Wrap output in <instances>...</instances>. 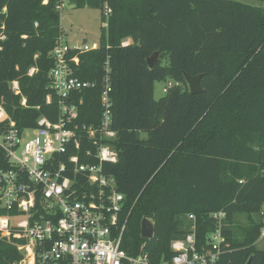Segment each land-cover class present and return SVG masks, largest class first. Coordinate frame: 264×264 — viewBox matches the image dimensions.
Wrapping results in <instances>:
<instances>
[{
	"label": "trees",
	"instance_id": "16d2710c",
	"mask_svg": "<svg viewBox=\"0 0 264 264\" xmlns=\"http://www.w3.org/2000/svg\"><path fill=\"white\" fill-rule=\"evenodd\" d=\"M75 5L100 10L108 23L99 49L79 55L76 75L95 87L78 95L83 102L76 124L99 126L109 60L118 161L104 171L125 196L124 215L130 213L122 248L132 256L148 254L153 264L169 261L172 242L189 232V215L205 242L216 228L212 215L224 212L229 246L218 264H247L251 258L264 264V250L257 248L264 230V7L236 0ZM58 6V0H0V106L21 132L36 129L41 117L59 119L49 78L50 54L66 35ZM155 52L159 60L150 67L147 59ZM186 73L203 76L204 93H190ZM169 80L174 84L157 100L155 84ZM8 125L0 123V133ZM8 169L0 151V171ZM239 216H247L249 225L240 226ZM143 219L155 226L152 239L141 236ZM24 242L0 234V264H19Z\"/></svg>",
	"mask_w": 264,
	"mask_h": 264
},
{
	"label": "built area",
	"instance_id": "2783aa9c",
	"mask_svg": "<svg viewBox=\"0 0 264 264\" xmlns=\"http://www.w3.org/2000/svg\"><path fill=\"white\" fill-rule=\"evenodd\" d=\"M67 2L75 4L76 0H58L61 12ZM105 14L107 18L111 14L108 6ZM99 47L88 42L71 46L66 35L58 39L50 54L54 67L49 72L59 98L57 122L41 117L36 129L21 132L0 106V123L9 122L0 133V151L11 166L0 171V209L7 212L0 216V234L25 240L18 247L23 255L19 264H153L148 254L132 256L122 248L130 213L124 215L125 196L118 191L115 178L104 171L105 164L118 161L113 147L118 132L113 128L109 60L102 80L99 126L76 124L83 102L78 95L95 87L94 82L76 75L79 55ZM73 51L77 53L72 55ZM35 72L33 68L29 74ZM172 85H166L164 93ZM12 86L19 94V83L14 81ZM212 217L216 228L200 242L196 218L189 215L188 234L172 242V259L160 264H218L229 246L223 234L225 213Z\"/></svg>",
	"mask_w": 264,
	"mask_h": 264
},
{
	"label": "rangeland",
	"instance_id": "374dc122",
	"mask_svg": "<svg viewBox=\"0 0 264 264\" xmlns=\"http://www.w3.org/2000/svg\"><path fill=\"white\" fill-rule=\"evenodd\" d=\"M249 5L263 6L264 3L252 0H236ZM61 26L66 32V38L71 46H80L85 39L91 46L93 43L100 44L102 36V28L104 26L101 20V11L92 8H78L73 3H66L65 8L61 12ZM129 41V40H128ZM130 42V41H129ZM169 84H174L172 80L165 82H157L155 84V98H162L165 93L164 87ZM32 132L29 131L28 134ZM264 214V210H263ZM238 223L242 227L249 225L247 216H239ZM257 248L264 250V230L262 237L257 242Z\"/></svg>",
	"mask_w": 264,
	"mask_h": 264
},
{
	"label": "water",
	"instance_id": "95a60500",
	"mask_svg": "<svg viewBox=\"0 0 264 264\" xmlns=\"http://www.w3.org/2000/svg\"><path fill=\"white\" fill-rule=\"evenodd\" d=\"M160 52H155L152 56L147 59L148 65L152 67L159 60ZM202 75L192 76L190 74H185V79L188 84L190 93L193 95H198L204 93L205 90L201 85ZM155 226L153 222L149 219H143L141 223V236L144 239H152L154 237ZM247 264H252V258Z\"/></svg>",
	"mask_w": 264,
	"mask_h": 264
},
{
	"label": "crops",
	"instance_id": "0c3cea01",
	"mask_svg": "<svg viewBox=\"0 0 264 264\" xmlns=\"http://www.w3.org/2000/svg\"><path fill=\"white\" fill-rule=\"evenodd\" d=\"M66 33V32H65ZM67 36V35H66ZM88 42V40L87 39H85L84 41H83V43H87Z\"/></svg>",
	"mask_w": 264,
	"mask_h": 264
}]
</instances>
